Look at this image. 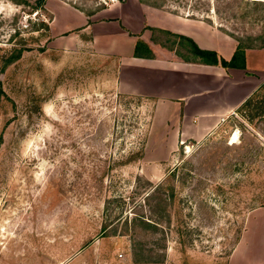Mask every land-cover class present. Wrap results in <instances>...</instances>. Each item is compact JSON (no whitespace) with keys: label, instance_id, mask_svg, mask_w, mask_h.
<instances>
[{"label":"rangeland","instance_id":"obj_1","mask_svg":"<svg viewBox=\"0 0 264 264\" xmlns=\"http://www.w3.org/2000/svg\"><path fill=\"white\" fill-rule=\"evenodd\" d=\"M148 1L182 16L195 6L197 17H187L208 14L244 43L264 40V3ZM47 5L55 11L53 33L42 23L54 18L49 8L0 0V264H264V89L203 138L168 141L154 99L117 87L118 50L131 38L109 15L141 25L143 6ZM76 5L95 11L81 10L94 25L63 30L78 16ZM146 28L183 49L167 29ZM14 47L23 48L21 56L3 67ZM176 165L195 170L202 187L176 180L170 198ZM215 180L226 183L224 192ZM159 195L165 203L156 210ZM194 195L215 211L198 208ZM142 217L160 225H144ZM187 223L198 228L188 236L180 233Z\"/></svg>","mask_w":264,"mask_h":264},{"label":"crops","instance_id":"obj_2","mask_svg":"<svg viewBox=\"0 0 264 264\" xmlns=\"http://www.w3.org/2000/svg\"><path fill=\"white\" fill-rule=\"evenodd\" d=\"M47 2L48 0L45 3L46 8L54 13ZM119 3L141 5L144 9L141 25L130 21L119 12L109 15L112 20L110 22L116 21L120 26V21L127 30L120 28L131 38L124 49L118 50L117 87L122 92L142 94L154 99L156 121L162 122L163 133H167L164 139L170 141L175 138H203L225 116L234 112L264 80V47L245 49V68L224 67L198 60H186L180 54V51L187 54L185 48L177 50L174 45L170 46L160 39L152 38L150 33L146 34L147 28L144 29L149 25L159 30L167 29L188 35L200 47L214 49L220 56L229 59L236 48L237 40L220 29L216 21L209 23L203 19L182 16L141 0H124ZM72 7L67 3L61 4V8ZM111 9L113 11L114 7ZM77 11L78 16L69 19L63 30L80 25H85L84 28L94 25L88 22L87 16L81 10ZM148 13L156 14L155 18L151 19ZM53 17L49 24L52 33L58 29L55 13ZM170 19L173 21L172 25ZM138 38L149 45L152 56L134 54ZM140 51L143 53L142 49Z\"/></svg>","mask_w":264,"mask_h":264},{"label":"trees","instance_id":"obj_3","mask_svg":"<svg viewBox=\"0 0 264 264\" xmlns=\"http://www.w3.org/2000/svg\"><path fill=\"white\" fill-rule=\"evenodd\" d=\"M12 2L14 3H17V4H27L29 5L30 7L33 8V10H38V9H44L46 8L45 7V1L46 0H11ZM31 1V2H30ZM119 1H124V0H119ZM143 2H146L150 5H153V6H158L160 7V5L156 4L155 2H149L148 0H141ZM255 4H260V3H264V0H253ZM76 7H78L76 5ZM162 7V6H161ZM79 8V7H78ZM80 10H82L84 13H86L87 15H91L93 14L95 11H84L82 8H79ZM172 11V10H171ZM214 11H217L216 8H214ZM174 13H177L178 12H175V11H172ZM186 15L187 16H196L198 14V8H196L195 6L193 8H189L188 11H186ZM201 16V14H200ZM197 17V16H196ZM200 18V17H199ZM202 19L204 18L206 21H208L209 23H214L215 19L212 18V16L210 15H205V17H201ZM43 24H45V26L48 28L49 25L44 23V21L42 22ZM218 23V22H217ZM218 27H220V29H222L224 32L228 33L229 35L233 36L236 40H237V45H236V48L233 52V54L231 55V57L229 59H226L222 56H220L216 50L214 49H208V48H202L200 47L196 42L195 40L188 36V35H184V34H181V33H176V32H172V31H167L171 34H173V36L177 37V43L179 44L180 41L178 40H183V45L182 47L185 48L187 50V54L186 53H182L180 52V54H182V56L186 59V60H198V61H201V62H204V63H210V64H219L221 66H224V67H228V66H233V67H241V68H245L246 66V62H245V49L248 48V47H264V40L263 41H260L259 43H251V42H242L238 36H236L234 33L230 32L226 27H223L222 24L218 23ZM179 38V39H178ZM251 39H253V37H250ZM256 38V37H255ZM180 45V44H179ZM170 46H173L172 44H170ZM140 49L143 50V53L140 51ZM22 51H23V48L22 47H14V49L12 51H10L4 58V64H3V67L4 65H7L8 63L12 62L14 59L18 58L21 56L22 54ZM179 52V51H178ZM134 54L135 55H145V56H152L153 53H152V50L151 48L149 47V45L147 43H145L143 40H141L140 38H138L136 40V43H135V46H134ZM258 89H264V80L263 82L257 87V89H255L254 91H257ZM253 93H251L249 96H247L236 108L234 111H237L239 109H242L244 108L247 104H249L251 102V99L253 98ZM203 161V160H202ZM196 164H198V162H196ZM213 168L214 169L217 164H213ZM229 166H231V162L229 163ZM192 167L191 169H196L199 167V164L198 165H194L192 164ZM221 167L222 169V166L220 165L219 168ZM180 168H184V166H179V165H176L175 167L173 166L172 169L170 168V198H173L174 197V193H175V183L176 180H178L180 183V185H184L186 182H188V178L189 179V184L191 183L190 180L193 178L195 179V183H197L193 189H200L202 186H201V183H204V180L203 177L201 179V177H199V175L197 174V172L195 170H193L192 172L190 170L188 171H181ZM220 169V170H221ZM177 171H181L182 173L180 175H178L176 178V173ZM215 184L214 187L217 188V189H221L222 191L221 192H224V185L226 183H223L221 181H217L215 180ZM238 181V178H236L235 180L231 179L229 180L228 183H236ZM156 187L160 188L161 187V184H157ZM181 188V187H180ZM199 195V194H198ZM197 195H194V197H196ZM225 195H224V199H225ZM197 207L200 208V207H203V206H209V210H212V212L215 211V205L211 202H208L206 198L202 199L201 197L197 196V199L194 200ZM165 203V197L162 196V195H159L158 197V201H157V207H154L156 210H161L160 207L162 206V204ZM207 203V204H206ZM193 208V207H191ZM194 210L191 209V211L189 212V215H191V213L193 212ZM144 225H147V226H151L153 227L154 229L158 228V225H160V221L158 220H153L152 221H148L146 219H144L143 217L141 219H139ZM179 222V221H178ZM186 222V221H184ZM243 223H244V220H243ZM185 228H183L184 231H181L180 233H185L186 236L190 235V233H193V231L195 229H198L197 227H194L192 225H189L188 223L187 224H184ZM243 226V224H242ZM242 228V227H241ZM239 233H241V231L239 230ZM239 237V236H238ZM238 239V238H237ZM237 242V241H236ZM136 256V254L134 255ZM136 260H141V259H136ZM162 258L158 257V259H153V261H161Z\"/></svg>","mask_w":264,"mask_h":264},{"label":"bare ground","instance_id":"obj_4","mask_svg":"<svg viewBox=\"0 0 264 264\" xmlns=\"http://www.w3.org/2000/svg\"><path fill=\"white\" fill-rule=\"evenodd\" d=\"M235 135H236V134H235ZM235 135L232 137V140H231V141H235V138H236V136H235Z\"/></svg>","mask_w":264,"mask_h":264}]
</instances>
